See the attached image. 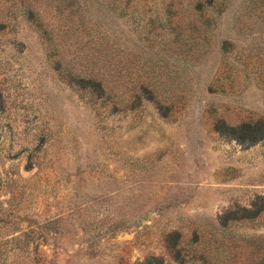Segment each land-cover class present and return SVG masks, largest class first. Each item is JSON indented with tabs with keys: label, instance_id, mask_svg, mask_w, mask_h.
Segmentation results:
<instances>
[{
	"label": "rangeland",
	"instance_id": "obj_1",
	"mask_svg": "<svg viewBox=\"0 0 264 264\" xmlns=\"http://www.w3.org/2000/svg\"><path fill=\"white\" fill-rule=\"evenodd\" d=\"M264 0H0V264H259Z\"/></svg>",
	"mask_w": 264,
	"mask_h": 264
},
{
	"label": "trees",
	"instance_id": "obj_2",
	"mask_svg": "<svg viewBox=\"0 0 264 264\" xmlns=\"http://www.w3.org/2000/svg\"><path fill=\"white\" fill-rule=\"evenodd\" d=\"M233 130V135L241 141H259L264 139V120L244 122ZM259 264H264V256Z\"/></svg>",
	"mask_w": 264,
	"mask_h": 264
}]
</instances>
